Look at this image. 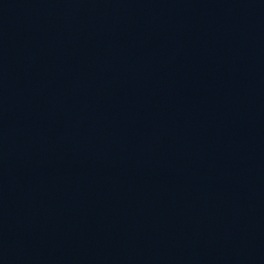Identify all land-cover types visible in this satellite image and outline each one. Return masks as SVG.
I'll list each match as a JSON object with an SVG mask.
<instances>
[{"label":"water","instance_id":"1","mask_svg":"<svg viewBox=\"0 0 264 264\" xmlns=\"http://www.w3.org/2000/svg\"><path fill=\"white\" fill-rule=\"evenodd\" d=\"M0 264H264V0H0Z\"/></svg>","mask_w":264,"mask_h":264}]
</instances>
